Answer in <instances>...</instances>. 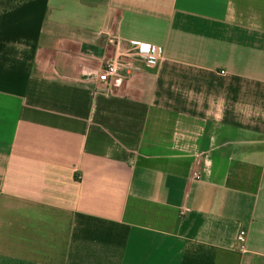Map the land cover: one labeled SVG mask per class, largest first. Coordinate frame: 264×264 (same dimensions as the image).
<instances>
[{
  "label": "crops",
  "instance_id": "1",
  "mask_svg": "<svg viewBox=\"0 0 264 264\" xmlns=\"http://www.w3.org/2000/svg\"><path fill=\"white\" fill-rule=\"evenodd\" d=\"M0 264H264V0H0Z\"/></svg>",
  "mask_w": 264,
  "mask_h": 264
},
{
  "label": "built area",
  "instance_id": "2",
  "mask_svg": "<svg viewBox=\"0 0 264 264\" xmlns=\"http://www.w3.org/2000/svg\"><path fill=\"white\" fill-rule=\"evenodd\" d=\"M129 50L135 51V52L146 53V55L150 59V61L157 59L159 57V54H160L159 47L151 46V45H143L141 43H130ZM125 66H126V62L123 59H121L120 57H114L110 60H106L103 70L97 76L96 79H97V81L105 82L110 77H116V76L120 75L121 71L124 69ZM147 66L151 67L150 64ZM199 173H200V169L195 170L192 173V176L194 178H199ZM237 240L239 242L245 241V232L243 230H240L239 233L237 234Z\"/></svg>",
  "mask_w": 264,
  "mask_h": 264
}]
</instances>
